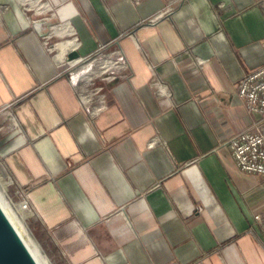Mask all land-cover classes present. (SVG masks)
I'll return each mask as SVG.
<instances>
[{
	"label": "crops",
	"instance_id": "1",
	"mask_svg": "<svg viewBox=\"0 0 264 264\" xmlns=\"http://www.w3.org/2000/svg\"><path fill=\"white\" fill-rule=\"evenodd\" d=\"M24 1L0 0V116L10 111L0 163L63 259L264 264V221H254L264 219V179L239 171L226 145L261 120L235 87L264 68L262 1L186 0L147 25L165 0H46L49 38L80 42L65 60L66 46L59 60L45 49L29 21L35 3L26 13ZM98 44L130 65L90 122L66 61Z\"/></svg>",
	"mask_w": 264,
	"mask_h": 264
},
{
	"label": "built area",
	"instance_id": "2",
	"mask_svg": "<svg viewBox=\"0 0 264 264\" xmlns=\"http://www.w3.org/2000/svg\"><path fill=\"white\" fill-rule=\"evenodd\" d=\"M22 4L23 11L28 13L29 8ZM35 7L30 10L37 15L44 14V0H32ZM142 0H130L132 4H138ZM186 0H165V9L148 19L149 25H154L162 19H168L178 8H180ZM264 6V0H261ZM4 8L0 7V12ZM29 11V13H30ZM131 37L132 34H126ZM49 39V37H46ZM74 40L75 50L80 46L77 37ZM47 45V41L45 46ZM56 44L48 46L46 49L52 48ZM67 52V55L72 52ZM52 53V52H50ZM66 55V56H67ZM68 65L67 78L73 94L79 103L81 111L87 119L92 122L96 117L106 110V99L104 89L107 84L119 81L123 78L124 71L129 68V63L125 57L124 51L120 48L111 49L109 45L98 44L96 50L90 55L77 58L76 61H66ZM69 65H72L69 67ZM88 67V69H87ZM90 67V69H89ZM86 68V71H82ZM78 72L76 82L72 79V75ZM236 97L239 100L244 112L247 115L258 114L261 120L251 128L239 131L226 141V145L230 150L231 158L236 164L239 171L244 174L257 176L264 179V68L257 69L251 73L245 74L236 84ZM170 96L169 92H165ZM24 198H26V190L21 188ZM26 206L29 203L26 198ZM254 221L263 222L264 219L259 215L254 217Z\"/></svg>",
	"mask_w": 264,
	"mask_h": 264
},
{
	"label": "rangeland",
	"instance_id": "3",
	"mask_svg": "<svg viewBox=\"0 0 264 264\" xmlns=\"http://www.w3.org/2000/svg\"><path fill=\"white\" fill-rule=\"evenodd\" d=\"M45 2L46 0H44V3ZM30 12L32 14H35L34 11H30ZM52 13L53 11H46L44 14H39L42 16H46L45 20L49 23V25L45 26V28L42 31L43 34L47 33L46 37H49V34L52 31L51 28L55 26L54 22L50 19ZM46 37H40L42 42L46 43L47 41V45L45 46V49L53 44L61 43L62 45L63 44L67 45L70 44L72 41V39H66V40L60 39L59 41H56V39L54 38L46 39ZM111 49H116V48H111ZM0 181L5 188L6 197L10 201L12 207L17 211L19 219L23 220L24 225L28 228V231L30 232L32 237H34L33 239L36 241L39 250H41L40 251L41 254H43V256H46L51 264H69L68 259L67 258L63 259L59 249L50 240L49 234H47L43 229V227H41L37 215H35V213L32 212L31 209H29V207H27V209L24 208V202H26V198H24V194L22 193L18 185L10 178L7 170L3 169L1 163H0Z\"/></svg>",
	"mask_w": 264,
	"mask_h": 264
},
{
	"label": "bare ground",
	"instance_id": "4",
	"mask_svg": "<svg viewBox=\"0 0 264 264\" xmlns=\"http://www.w3.org/2000/svg\"><path fill=\"white\" fill-rule=\"evenodd\" d=\"M61 46H66L64 49L65 51L61 49L63 51L61 57L65 60L67 54H65L64 52L68 50V46L70 48V51L75 48L74 40H72L71 43L67 45L64 44L62 45L61 43L60 44L57 43L52 48L46 50L49 52H56V56L54 59L59 60L58 58L60 56L58 54L60 53L59 48H61ZM82 71L85 72L86 68H84ZM77 76H78V72L72 75V79L74 80V82H76ZM24 208L27 209L26 202H24ZM0 216L3 222L5 223L6 227L9 228L15 241L19 244L21 250H23L25 256H27L30 264H51L47 259V257L41 254L40 252L41 250H39L36 241L33 239L34 237H32V235L28 231V228L24 225L23 220L19 219L17 211L12 207L10 201L6 197V191L1 181H0Z\"/></svg>",
	"mask_w": 264,
	"mask_h": 264
},
{
	"label": "water",
	"instance_id": "5",
	"mask_svg": "<svg viewBox=\"0 0 264 264\" xmlns=\"http://www.w3.org/2000/svg\"><path fill=\"white\" fill-rule=\"evenodd\" d=\"M46 16L35 15L30 12L29 21L35 34L39 37H46L47 33H42L45 26L49 23L45 20ZM10 115V111L5 109L0 116V124ZM0 264H30L27 256L15 241L9 228L6 227L0 216Z\"/></svg>",
	"mask_w": 264,
	"mask_h": 264
}]
</instances>
